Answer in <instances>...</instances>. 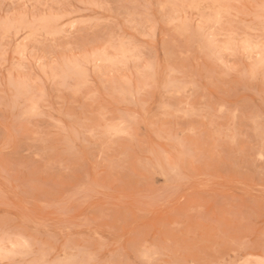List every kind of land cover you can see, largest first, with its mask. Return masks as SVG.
I'll use <instances>...</instances> for the list:
<instances>
[{
    "label": "rangeland",
    "instance_id": "obj_1",
    "mask_svg": "<svg viewBox=\"0 0 264 264\" xmlns=\"http://www.w3.org/2000/svg\"><path fill=\"white\" fill-rule=\"evenodd\" d=\"M0 264H264V0H0Z\"/></svg>",
    "mask_w": 264,
    "mask_h": 264
}]
</instances>
